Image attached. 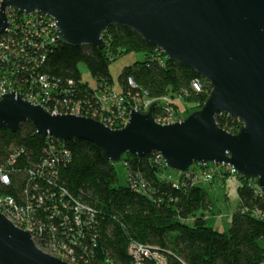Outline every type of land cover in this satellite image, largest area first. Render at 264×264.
<instances>
[{
    "label": "trees",
    "instance_id": "16d2710c",
    "mask_svg": "<svg viewBox=\"0 0 264 264\" xmlns=\"http://www.w3.org/2000/svg\"><path fill=\"white\" fill-rule=\"evenodd\" d=\"M9 15L13 26L22 25L31 38L11 52L14 55L6 64L0 62V76L10 78L24 96L45 94L34 79L46 76L53 88L51 109L70 110L120 129L124 126L121 109L131 110L138 98L158 101L157 117L167 106L178 116L192 114L210 96L208 82L195 71L169 61L130 29H108L103 34V50L73 48L57 40L51 20L37 21L13 11ZM30 21L36 23L27 26ZM43 24L48 36L36 37ZM32 41L43 44L36 50ZM128 52L144 53L146 59L122 71L121 91L117 92L110 65L115 56ZM81 63L88 67L96 87L83 82ZM196 80L203 85L201 92L192 88ZM109 91L123 97V104L101 100ZM217 123L232 134L242 126L227 115L217 117ZM121 161L128 185L119 187L115 164L90 142L43 136L30 122L17 133L0 130V168L10 178L8 185L0 182V200L4 209H11L5 201L11 199L24 210L23 221L28 224L21 226L33 229L42 249L57 255L67 251L74 264H132L131 242L159 249L169 264H264V219L252 215L255 210L264 212V194L259 193L255 180L237 176L240 208L228 232L222 233L210 227L201 213L209 206L208 195L193 181L207 167L218 173L215 167L194 165L187 174L172 178L157 154H127ZM79 205L91 212L79 211ZM190 219L192 224L187 223Z\"/></svg>",
    "mask_w": 264,
    "mask_h": 264
},
{
    "label": "water",
    "instance_id": "95a60500",
    "mask_svg": "<svg viewBox=\"0 0 264 264\" xmlns=\"http://www.w3.org/2000/svg\"><path fill=\"white\" fill-rule=\"evenodd\" d=\"M10 11L52 18L59 42L73 48L103 50L108 29H130L195 71L211 93L181 123H156L155 103L147 113L131 109L128 123L112 129L88 117L53 115L13 91L0 97V130L17 133L30 122L40 135L90 142L114 164L127 154H157L181 174L194 165H227L264 194V0H1L0 38L11 27ZM222 115L242 123L237 134L219 126ZM0 264L70 263L43 251L0 211Z\"/></svg>",
    "mask_w": 264,
    "mask_h": 264
},
{
    "label": "built area",
    "instance_id": "2783aa9c",
    "mask_svg": "<svg viewBox=\"0 0 264 264\" xmlns=\"http://www.w3.org/2000/svg\"><path fill=\"white\" fill-rule=\"evenodd\" d=\"M30 17H35L34 20H37V21L41 20V19L51 20L53 30L55 31V35H56V38L58 40V36L56 33V26H55V23H54L52 18L45 16V15H41V14H35L33 16H30ZM10 21H11V18H10ZM32 23L34 24L36 22L30 21L26 25L31 26ZM40 29L41 30L36 32L37 33V34H35L36 37H39V36L43 37V35H47L46 27L44 26V24L41 26ZM19 37H21V38H19ZM30 38H31V32H26L24 30V28L22 27V25L15 28L13 26V24L11 23V27L8 30V32L3 37L0 38V62H1V64H6L7 60L10 59V56L14 55L15 49L18 47H21L24 44H27L26 42L30 41ZM50 40L52 42L55 41V39L53 37L50 38ZM37 43L38 42L33 43V41H32L31 47L38 50L40 45L42 46L43 43H41V44H39V43L37 44ZM11 52H14V53L11 55ZM130 82H131L132 86H134L133 82L132 81H130ZM34 83L38 84L40 89L42 91H44L45 94L37 92V93H34L32 95L24 96L21 93V91H19V88H17L16 84L14 82H12L10 78H8L7 76H2V77L0 76V97L4 96L10 92L15 91V92L23 95L25 100L33 103L34 105L42 106L46 111H48L49 113H51L53 115H78L76 112H71L70 110L66 111V113H61V112H59L57 107L53 106L54 107L53 109H51L49 107V104L54 102V99L52 98L53 96L50 93V90H52L53 88H52L51 82L49 81V79L46 76H38L36 79H34ZM192 88L196 92H201L203 85L199 80H196L192 83ZM148 99L138 98L136 100V105L132 109H135L139 112H140L141 108L149 110V108L152 106V103L156 102V100H152V99L148 100ZM101 100H103L104 102H107V101L108 102H115L119 106L122 105L123 102L125 101V99L123 97L119 96L114 91H109L106 94L104 93L101 97ZM130 114H131V110H128L127 108L121 109L120 116H121L122 122L124 123V126L128 123L129 118H130ZM120 116H119V118H120ZM154 119H155L156 123H158L160 125H171L172 123H181L184 121L183 116H178L177 113L169 106H167L165 109H163L161 114H159L157 117H154ZM102 123L105 124L106 126H108L106 123H104V122H102ZM124 126H122V127H124ZM208 165H203V167L206 168V166H208ZM210 166L215 167L216 170L219 172L216 173V172H214V170L204 169L201 171V173L199 175L193 176L194 183L201 184L202 182H213L214 179L216 178L215 175L218 178H220L221 180L225 179L226 175H224V174H228L230 176H238L236 171L230 166H227V165H221V166L210 165ZM0 182L2 184H5V185H8L10 183L9 175L4 168H0ZM259 193L263 194L260 191V189H259ZM5 201L8 202L11 209H8V208L4 209V203L0 200V211L4 215H6L9 218V220L12 221L17 227H19L23 230L30 231L33 235L34 240H35L33 229L30 227L23 228L21 226L24 224H28V220L23 221L25 218L24 210L20 209L19 206L17 204H15V201H13L11 199H6ZM77 209L79 211H85L86 210L89 213L91 212L90 209L83 207V206H80V205L78 206ZM246 212L247 211H244L243 213H246ZM252 215L256 218L264 219V212H262V211L255 210L252 212ZM36 244L38 245L37 242H36ZM38 247L41 248L39 245H38ZM42 250L45 251L46 253L52 255V256H55V257L63 260V261H67L70 264H74L72 261H70L68 259L69 253L67 251L61 252L60 254L57 255V254H55V252H51L49 250H44V249H42ZM64 250H66V249H64ZM128 253H129L130 257L132 258V264H169L167 258L164 255H162V253H161V251H159V249L151 248V247L145 246L143 244H139L137 242H131L129 244Z\"/></svg>",
    "mask_w": 264,
    "mask_h": 264
},
{
    "label": "rangeland",
    "instance_id": "374dc122",
    "mask_svg": "<svg viewBox=\"0 0 264 264\" xmlns=\"http://www.w3.org/2000/svg\"><path fill=\"white\" fill-rule=\"evenodd\" d=\"M145 59L146 55L141 52H128L115 56L110 65V72L114 81L115 91H121L119 77L122 71L137 62L144 61ZM79 70L81 72L83 82L89 83V85H91L92 87H96V80L91 75L86 64L81 63L79 65ZM154 103H158V101ZM183 104L186 105L185 103ZM140 112L147 113L148 109L141 108ZM187 115L190 116L191 114L189 113L185 116V113H183L182 116L183 118H187ZM115 167L118 174L117 186H127V169L124 167L123 162L120 161L118 163H115ZM168 173H170L169 175H171L172 178H178L179 176L178 172L172 170L168 171ZM226 176L228 177L222 180L216 177L213 182L201 183L202 187L205 189L208 195L209 201L208 208L201 211V213H204L206 215V218L208 219V225L210 227H213L222 233L228 232L232 216L237 213L240 208V199L238 195V187L240 185V181L237 176H230L228 174ZM192 222L193 220L191 219L187 221L188 224H192Z\"/></svg>",
    "mask_w": 264,
    "mask_h": 264
},
{
    "label": "bare ground",
    "instance_id": "6f19581e",
    "mask_svg": "<svg viewBox=\"0 0 264 264\" xmlns=\"http://www.w3.org/2000/svg\"><path fill=\"white\" fill-rule=\"evenodd\" d=\"M155 104V103H154ZM157 105H158V103H156ZM153 105V104H152ZM158 107V106H157ZM150 109V108H149ZM186 118H184V120H185ZM210 165V164H209ZM203 166V165H202Z\"/></svg>",
    "mask_w": 264,
    "mask_h": 264
}]
</instances>
